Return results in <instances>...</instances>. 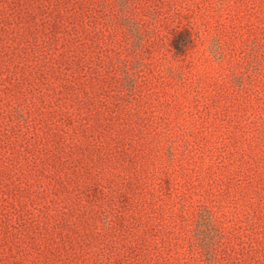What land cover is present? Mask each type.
<instances>
[{"label":"rangeland","instance_id":"obj_1","mask_svg":"<svg viewBox=\"0 0 264 264\" xmlns=\"http://www.w3.org/2000/svg\"><path fill=\"white\" fill-rule=\"evenodd\" d=\"M0 264H264V0H0Z\"/></svg>","mask_w":264,"mask_h":264}]
</instances>
